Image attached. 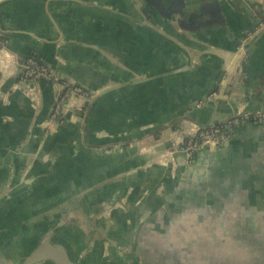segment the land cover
<instances>
[{"label": "crops", "instance_id": "obj_1", "mask_svg": "<svg viewBox=\"0 0 264 264\" xmlns=\"http://www.w3.org/2000/svg\"><path fill=\"white\" fill-rule=\"evenodd\" d=\"M164 2L172 18L0 0V251L16 264L46 237L33 264L57 245L71 264H264V0ZM28 56L52 75L33 88ZM63 83L93 95L51 123ZM211 124L218 146L174 150Z\"/></svg>", "mask_w": 264, "mask_h": 264}, {"label": "built area", "instance_id": "obj_2", "mask_svg": "<svg viewBox=\"0 0 264 264\" xmlns=\"http://www.w3.org/2000/svg\"><path fill=\"white\" fill-rule=\"evenodd\" d=\"M7 41L3 38L0 33V45L2 47L5 46ZM41 77H52L49 72V69L40 63L35 57L28 56L25 58L22 64V71L19 76L18 83L27 84V87L33 88L36 85V80ZM32 84V85H31ZM63 88L61 94L58 96L56 100L54 111L51 116L50 122H63V114L64 111V101L70 95H77L85 100H89L92 97V92L83 88L77 84L63 83ZM256 117H264V112H260L255 114ZM250 118L249 114H244L239 117H235L229 121L230 125H237L244 119ZM225 126L222 124H212L209 126H203L197 128L195 135L190 136L185 141L180 144H176L174 150L176 151H184L189 156H192L197 150L202 149L203 147H212L218 146L221 141L227 136L225 133Z\"/></svg>", "mask_w": 264, "mask_h": 264}, {"label": "water", "instance_id": "obj_3", "mask_svg": "<svg viewBox=\"0 0 264 264\" xmlns=\"http://www.w3.org/2000/svg\"><path fill=\"white\" fill-rule=\"evenodd\" d=\"M143 2L145 4L143 11L145 12V14L148 13V16H150V14H153L155 9L158 10L160 8L161 14H164L165 16H169L170 18H172V15L165 14V10H167L168 8L164 5V3H165L164 0H143ZM180 15L184 16L183 12H181ZM176 20L180 26H182V27L186 26V24H184V20L182 19V17L181 18L178 17V18H176ZM242 56H243V54L238 57L237 61L235 62V64L231 68V70L228 71L229 76H231L233 74L235 67L240 62ZM42 78H45V77H41V79ZM36 82H37V80H36ZM24 87H27V84H25ZM55 103H56V101L54 102V105H53V111H54ZM207 126H209V125H207ZM48 241H49V239H48V237H46L45 241L42 242L41 244H39L38 248L35 250V252L32 254V256L24 262V264H33V263H36L38 261H41L42 259L45 260L46 258H44L43 255L41 256V252L44 249V246L47 245ZM53 248H54L53 251H55V252H53L52 256H49L47 258H50L53 262H55V264H71L72 263V261L69 257V254L67 253V251L64 247L57 245V246H53ZM0 264H16V263H15V260L6 257L5 254H3V252L0 251Z\"/></svg>", "mask_w": 264, "mask_h": 264}, {"label": "flooded vegetation", "instance_id": "obj_4", "mask_svg": "<svg viewBox=\"0 0 264 264\" xmlns=\"http://www.w3.org/2000/svg\"><path fill=\"white\" fill-rule=\"evenodd\" d=\"M157 10V9H156ZM159 10V11H158ZM157 10V12L159 13L160 12V8ZM168 10V9H167ZM166 10V11H167ZM170 11H173V10H169V11H167V12H170ZM167 12H165V14H170V13H167ZM148 14V13H147ZM150 14V13H149ZM150 15H153V14H150ZM53 114V113H52ZM52 116V115H51ZM49 120H51V119H49ZM58 121V120H57ZM63 121H64V119H63Z\"/></svg>", "mask_w": 264, "mask_h": 264}, {"label": "trees", "instance_id": "obj_5", "mask_svg": "<svg viewBox=\"0 0 264 264\" xmlns=\"http://www.w3.org/2000/svg\"><path fill=\"white\" fill-rule=\"evenodd\" d=\"M62 114H63V112H62Z\"/></svg>", "mask_w": 264, "mask_h": 264}]
</instances>
